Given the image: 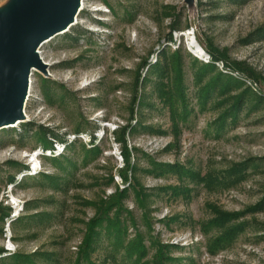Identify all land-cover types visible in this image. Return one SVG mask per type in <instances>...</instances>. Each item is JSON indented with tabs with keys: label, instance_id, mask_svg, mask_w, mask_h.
I'll return each instance as SVG.
<instances>
[{
	"label": "rangeland",
	"instance_id": "374dc122",
	"mask_svg": "<svg viewBox=\"0 0 264 264\" xmlns=\"http://www.w3.org/2000/svg\"><path fill=\"white\" fill-rule=\"evenodd\" d=\"M18 1L0 0V15ZM83 4L38 49L49 65L31 71L26 118L0 131V264H264V0ZM164 52L181 64L186 119L165 100L166 74L148 71ZM221 73L235 81L212 87ZM29 122L99 153L84 165L76 147L61 173L42 157L71 151H34Z\"/></svg>",
	"mask_w": 264,
	"mask_h": 264
},
{
	"label": "water",
	"instance_id": "95a60500",
	"mask_svg": "<svg viewBox=\"0 0 264 264\" xmlns=\"http://www.w3.org/2000/svg\"><path fill=\"white\" fill-rule=\"evenodd\" d=\"M81 0H19L8 15H0V131L25 118L30 75L47 66L38 49L71 26Z\"/></svg>",
	"mask_w": 264,
	"mask_h": 264
},
{
	"label": "trees",
	"instance_id": "16d2710c",
	"mask_svg": "<svg viewBox=\"0 0 264 264\" xmlns=\"http://www.w3.org/2000/svg\"><path fill=\"white\" fill-rule=\"evenodd\" d=\"M67 37V39L70 38V35H65ZM170 42H173V39L170 38ZM168 53V52H166ZM165 52L161 55V59L159 61V63L153 65V66H149L148 71L150 70L151 73L156 76V74L158 75L157 77L160 79V77H163L165 74V79L167 80V84L168 81H170V87L172 89H167V86H165L163 83L162 85H164V90H167V95L168 97L165 96V100L166 102L169 103V106L172 109V112L174 115L176 116H180L181 118L186 119L187 115H188V103L185 99V96L182 95V78H181V74H182V69H181V64H178L176 67L171 65V58L170 55L167 54V56H165L166 54ZM212 59H216L214 57L213 54H210ZM173 57H176V59L178 60V63H181V56H180V52L177 50L176 52H174V54H172ZM173 61V60H172ZM195 63H198L197 59H194ZM201 62V61H200ZM203 63V62H202ZM173 66V67H172ZM172 67V68H171ZM175 67V69H173ZM207 67H211L208 66ZM170 68V69H169ZM206 69V68H205ZM229 78V81H235L234 78L228 77V76H223V74H219V76H217L211 83V86L214 87L216 84H218V82L222 79V78ZM162 81V79H161ZM160 85V84H159ZM259 99V98H258ZM244 102V104H243ZM246 101H241L239 103V108L238 110L241 109V107H246ZM22 128L24 129V133L20 134L21 138L24 140L25 139H29L30 141H35L36 142V146L33 149L34 151H36L37 148L42 149L43 153H47V152H55L56 148H55V144L57 145H64V149L65 150H70L71 152L66 153L64 155H60V156H51V157H47L45 155H43L42 159L43 160H47L49 162H51V164L54 166L55 169H57L58 171H60L61 173H65L67 172L70 168L72 169H76L77 168V162L75 160L76 154H75V149L76 147L78 148L79 146L81 147L82 145V141L79 138H76L74 141H71L69 143L68 139L65 138V136H61L59 135L57 132L50 130L48 127H42V126H37L31 122L29 123H24L22 125ZM11 131H15L14 128ZM77 135L81 134L82 131L80 129H77L75 132ZM82 150H83V164L86 165L91 156L93 155H97L99 153V150L96 147H90V148H86L84 145H82ZM127 148L125 149L124 152H122L123 154V158L124 161L127 162V164L129 165L130 159L129 156L127 155ZM79 157V156H78ZM154 167V170L156 173L161 172L159 174H166V173H174V174H181L182 169H179L178 166H171V165H160L154 161L151 162V164ZM133 170H135V168L133 167ZM124 181L127 183V179L126 177H124V175H120ZM43 177H45L43 174L37 177L32 178L34 181L37 180H42ZM121 194V193H120ZM123 194H125V192H123ZM121 194V196L123 195ZM1 209H0V213H1ZM104 216V215H103ZM106 217V216H105ZM105 218L99 219L97 220V218L95 219L94 226L96 229H99L101 227H103L102 223L104 221ZM97 220V221H96ZM108 224H109V230L111 229V226L115 227V230H117V232H119L120 234H122L118 229H116L120 223H118V221L113 222V220H111V218L107 217L106 218ZM101 225H100V224ZM95 232V231H93ZM122 238V237H121ZM114 242V246L117 248L120 245H117V241H113ZM85 257L83 254L79 256V259L77 260V264H81L82 262V258ZM15 262L17 264H35V262L29 258V257H23L20 256L18 254H15L13 256Z\"/></svg>",
	"mask_w": 264,
	"mask_h": 264
},
{
	"label": "bare ground",
	"instance_id": "6f19581e",
	"mask_svg": "<svg viewBox=\"0 0 264 264\" xmlns=\"http://www.w3.org/2000/svg\"><path fill=\"white\" fill-rule=\"evenodd\" d=\"M84 1L85 0H81V4H80V7H79V10H78V13H81V11H82V9H83V3H84ZM77 22V17L75 18V21H74V23L73 24H75ZM72 24V25H73ZM72 25L71 26H69L68 28H67V30L66 31H69L70 29H71V27H72ZM189 35V34H188ZM191 41V40H190ZM45 45V44H44ZM191 45L193 46V50L195 51V54H197V55H200V57L202 58V56H204V51L202 50V48H201V46H199L194 40L192 41V43H191ZM41 48V47H40ZM39 48V49H40ZM38 55H39V57H40V59L42 60V62L45 64V65H49V64H47L44 60H43V58L41 57V53H40V50H39V52H38ZM196 55V56H197ZM33 71H35V69H33ZM30 88H31V80H30V86H29V91H30ZM28 96H29V93H28ZM26 102H27V100H26ZM25 116V118H26V115H24ZM24 118V119H25ZM23 119V120H24ZM19 124H17V125H14V127L16 126H18ZM36 169V168H35Z\"/></svg>",
	"mask_w": 264,
	"mask_h": 264
}]
</instances>
